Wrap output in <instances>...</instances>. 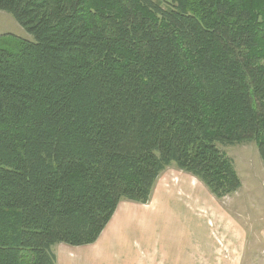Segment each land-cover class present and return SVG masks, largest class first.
Returning a JSON list of instances; mask_svg holds the SVG:
<instances>
[{"label":"trees","instance_id":"1","mask_svg":"<svg viewBox=\"0 0 264 264\" xmlns=\"http://www.w3.org/2000/svg\"><path fill=\"white\" fill-rule=\"evenodd\" d=\"M0 264H56L171 164L216 197L264 165V0H0Z\"/></svg>","mask_w":264,"mask_h":264},{"label":"rangeland","instance_id":"2","mask_svg":"<svg viewBox=\"0 0 264 264\" xmlns=\"http://www.w3.org/2000/svg\"><path fill=\"white\" fill-rule=\"evenodd\" d=\"M10 36L33 39L0 10V43ZM219 148L232 159L241 186L216 197L197 177L171 164L160 173L149 201L119 202L113 215L121 239L112 238L108 264H149L154 256L157 264L164 256L161 264L175 259L178 264H264V165L256 144Z\"/></svg>","mask_w":264,"mask_h":264},{"label":"crops","instance_id":"3","mask_svg":"<svg viewBox=\"0 0 264 264\" xmlns=\"http://www.w3.org/2000/svg\"><path fill=\"white\" fill-rule=\"evenodd\" d=\"M119 207L120 203L114 215L118 212ZM114 215L103 229L97 240L92 244L76 247L64 243L53 245L52 251L55 254L56 264H108L106 257L113 250L112 238H115L114 243H117V241L121 239V230H119L121 226L114 223ZM147 248L149 249L150 247ZM165 249L167 250L168 248ZM152 252L156 254V249H154ZM210 253L212 252L210 251ZM165 259V256L162 257L159 264H161V260L165 261ZM157 260L158 258L154 256L149 264H157ZM168 264H178V262L175 259L174 262Z\"/></svg>","mask_w":264,"mask_h":264}]
</instances>
